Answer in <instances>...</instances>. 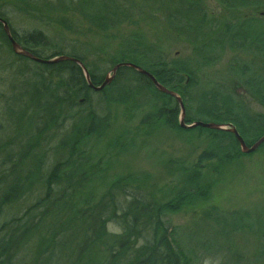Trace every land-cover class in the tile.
Listing matches in <instances>:
<instances>
[{"label":"rangeland","instance_id":"374dc122","mask_svg":"<svg viewBox=\"0 0 264 264\" xmlns=\"http://www.w3.org/2000/svg\"><path fill=\"white\" fill-rule=\"evenodd\" d=\"M59 1L0 0V13L17 34L40 30L52 47L62 48L65 53L73 48L81 51L88 68H99L100 72L109 67L110 57L123 50L130 51L133 44H137L136 54L151 52V56L145 55L149 63L161 59L167 63L188 64L198 77L200 89L221 85L235 90L233 100L243 112L250 116L264 115V106L251 97L247 88L243 89L241 85L238 89L241 75L234 72L246 66L260 75L262 70L256 68L263 59L256 57L254 45L247 42L244 45L236 40L233 48H224L219 61L208 67H199L192 52L193 47L229 28L235 35L250 30L263 33L264 0H126L124 18H128L121 24H117L121 21L117 18L108 27H101V19L107 15L99 8L82 7L80 3L85 0H62L58 5ZM92 1L97 6V0ZM1 47L2 51H7L6 46ZM8 56L0 55V142L13 143L8 156L0 150V171L3 163L17 158L18 147L14 144L18 142V127L22 126L21 132L29 130L20 120L23 110L27 108L24 116L39 115L40 112L30 104L37 100L40 106L44 105L47 98L43 89L47 91L48 86L53 88L56 83L42 68ZM110 73L111 70L106 76ZM114 87L103 96L90 94L89 105L74 110L76 120L83 118L86 110H93L100 111L107 121V127L103 134L97 135L99 137L92 135L85 141L82 139L85 145L81 147L86 155L78 165L86 183L77 193L82 196L76 198L85 204L96 203L108 190L112 192L117 186H124L123 180L130 176L139 180L135 189L141 188L140 193L149 201L164 204L175 199L183 186H187L188 174L194 168H200L199 183L208 191L207 198H195L192 204L162 218L173 232L175 248L189 264H264V147L252 154H242L239 149L241 156L227 165L220 166L217 160H212L197 166L200 154L209 144L207 135L170 130L153 121L155 98L150 90L130 98L125 89ZM135 104L142 107L129 110ZM70 119L65 113L61 115L60 131L54 125L50 126L39 143L41 149L31 150L33 162L26 161L27 156L25 162L18 164L22 175H29L32 194L26 191L25 196L19 198H22L19 204L3 206V212L8 216H18L19 211L41 194L34 193L40 192L35 180L39 170L45 173L50 169L44 168L43 162L53 166L66 157L73 133L74 122ZM54 121L58 122V118ZM179 123L178 120V126ZM78 125L82 129V122ZM61 141L65 145L59 151L56 144ZM50 151L56 152L54 157ZM11 166L9 163L5 169ZM16 173L19 174L18 170ZM80 177L72 184L80 185ZM1 189L0 198L5 194ZM107 233L108 241L121 234L112 224L107 226ZM56 243L60 246L62 241L56 238ZM89 256L91 263L101 259L93 252L85 255L86 261ZM31 258L35 263V256Z\"/></svg>","mask_w":264,"mask_h":264},{"label":"trees","instance_id":"16d2710c","mask_svg":"<svg viewBox=\"0 0 264 264\" xmlns=\"http://www.w3.org/2000/svg\"><path fill=\"white\" fill-rule=\"evenodd\" d=\"M60 3L62 4V0L58 2V5H61ZM80 4L90 9L99 8L107 15L102 17L103 26L101 27L110 26V23L115 22L117 18L121 20L117 24H121L128 18H124L126 0H97L98 7L92 0L89 2L85 0ZM0 19L7 22L12 39L34 57L51 60L59 56H67L79 60L87 69L90 82L95 87H99L104 82L107 72L114 66L119 63H130L151 74L160 85L179 96L185 109L184 123L186 125L200 121L233 127L248 146L264 135V115L250 116L243 112L233 100L232 94L235 90H229L221 85L200 89L198 77L188 64L167 63L161 59L151 60L152 62L149 63L145 55L151 56V52L146 51L145 55L136 54L137 44H133L130 51L123 50L110 57L109 67L100 72L99 68H88L83 55L80 54L81 51L73 48L65 53L62 48L52 47L49 39L40 30L32 29V31L19 35L10 27L3 13H0ZM236 40L244 42V45L247 42L256 47L258 53L256 57H259V60L263 59L261 63L259 62L260 67L257 66L256 69L263 71L264 31L262 33L254 32V30L235 35L229 28L216 35L215 38L193 47L192 52L198 62L197 65L208 67L218 62L220 55L226 48H233ZM1 46H6L7 51H2ZM9 54L11 58L42 68L55 79L56 83L53 88L48 86L47 91L43 89L45 98H47L44 105L42 103L40 106L37 100H33L30 104L31 108L40 112L39 115L33 118L29 115L24 116L27 108L23 110L20 120L29 130L21 132L22 126L18 127V142L14 144L18 147L17 158L10 162H5L9 160L8 158L3 159L5 163L0 171V189L3 188L5 194L0 198V264H183V261L189 264L186 263L189 261L185 256H182L175 248L173 232L169 231L162 218L167 213L178 212L182 207L192 204L195 198H207L208 191L203 189L199 183L202 170L194 168L192 173L190 170L191 174L187 176V186H183V190L175 199L164 204L156 205L153 201H149L140 193L141 188L135 189L139 180L130 176L123 180L124 186H117L112 192L108 190L96 203H82V200L76 198L82 196L77 193L84 188L83 184L86 183L82 175L83 170L78 165V162L86 155L82 151L85 145L82 139L85 141L92 135L99 137L97 135L103 134L107 127V121L100 115V111L93 110H86L84 117L76 120L74 110L87 107L90 94L96 93V95L103 96L102 94L105 95L107 90L114 86L125 89L130 98L134 95L137 97L139 92L150 90L155 98L152 104L153 121L170 130L208 136V147L200 154L197 166L202 162L212 160H217V163L223 166L240 157L239 145L234 135L227 131H214L199 127L182 130L178 126L180 110L176 100L159 93L146 77L130 68H120L110 85L101 92H93L88 88L82 70L75 63L59 62L43 65L17 56L13 53L0 24V55L9 58ZM262 71H259L260 75H258L254 70L251 71V67L246 66L234 70L235 74L241 75V80L237 77L240 81L238 89L241 85L243 89L247 88L245 90L250 93L251 97L264 106V76L261 75L264 73ZM185 76L189 79H184ZM141 107L142 105L135 104L129 110L133 111ZM64 113L71 118V122H74L71 127L73 133L72 136L70 135V141H72L70 150L63 161L55 162L53 166L52 164L45 165L43 162L42 166L50 167V169H47L49 171L45 173L39 170V177L35 180L40 192L36 190L37 192L34 193L41 194L36 197L35 201L33 200L32 204L19 211L18 216H8L3 212V206L12 203L19 204L22 199L19 198L26 191L32 194L29 175H22L23 172L19 171L20 162H25L24 157L27 156L26 161L33 162L31 150L41 149L42 145L39 143L41 144L44 132H47L50 126L54 125L57 131H60L59 127L63 122L60 121V117ZM55 118H58V122L54 121ZM79 122H82V129L78 127ZM62 135H65L64 132ZM12 143L13 141L0 142L1 153L3 151L8 156ZM58 143L56 144L58 150H63L64 141ZM263 147L264 143L258 150ZM77 148L81 150L77 152ZM50 153L53 157L56 154L52 151ZM9 163L12 165L11 168L5 169ZM74 164L77 166L73 167ZM72 167L76 170L73 171ZM88 168L89 166L87 170ZM17 170L21 175L16 173ZM79 176H81L78 179L80 185L75 186L72 184L73 180ZM58 182L62 183L58 184ZM204 191L206 193L203 195ZM29 199H32V196ZM109 224L121 232L115 240L111 241L107 239ZM44 226L46 228L43 233L42 227ZM56 238L62 241L60 246L56 243ZM93 252L101 259L91 263L92 259L89 256L86 261L85 255ZM34 256L35 263L31 258Z\"/></svg>","mask_w":264,"mask_h":264},{"label":"water","instance_id":"95a60500","mask_svg":"<svg viewBox=\"0 0 264 264\" xmlns=\"http://www.w3.org/2000/svg\"><path fill=\"white\" fill-rule=\"evenodd\" d=\"M0 24H1L2 28H3L4 34L6 35L8 41L10 43L11 49H12V51H13V53L15 55L24 57V58H26V59H28L30 61H33V62L38 63V64H43V65H52V64L59 63V62H72V63H75L82 70L84 78H85L86 83H87V86L93 92H101L105 87L110 85V83L113 81V79H114V77L116 75V72L120 68H130V69L134 70L135 72H137L139 75H142V76L146 77L159 93L168 95V96H170V97H172V98H174L176 100V102L178 103V106H179V110H180L179 127L181 129L189 130V129H194V128L199 127V128L208 129V130H214V131H227V132H229V133L234 135V137H235V139H236V141H237V143L239 145V149H240L242 154H252L260 147L261 144L264 143V135H263L254 144H252L251 146H248L243 141V139L239 136V134L237 133L235 128H233V127L227 128V127L222 126V125H218V124H214V123H203V122H200V121H197V122L193 123L192 125H186L184 123L185 109H184V106H183L182 101L179 98V96L177 94L171 92L170 90L166 89L162 85H160L151 74H149L148 72H146L143 69L139 68L138 66H135V65L130 64V63H119V64H117L116 66H114L112 68L110 76H106L105 79H104V82L99 87H95L90 82V78H89V75H88V72H87L86 68L83 66V64L79 60H76L74 58H70V57H67V56H59V57L53 58L51 60L38 59V58L34 57L28 51L24 50L19 44H17L12 39L8 24H7V22L5 20L0 19Z\"/></svg>","mask_w":264,"mask_h":264},{"label":"flooded vegetation","instance_id":"af4514ba","mask_svg":"<svg viewBox=\"0 0 264 264\" xmlns=\"http://www.w3.org/2000/svg\"><path fill=\"white\" fill-rule=\"evenodd\" d=\"M262 17H264V14H261Z\"/></svg>","mask_w":264,"mask_h":264}]
</instances>
